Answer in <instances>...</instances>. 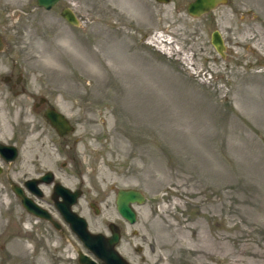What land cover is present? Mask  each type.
<instances>
[{
    "label": "rangeland",
    "instance_id": "1",
    "mask_svg": "<svg viewBox=\"0 0 264 264\" xmlns=\"http://www.w3.org/2000/svg\"><path fill=\"white\" fill-rule=\"evenodd\" d=\"M191 1L60 0L48 10L0 0V142L19 150L0 172V264H77L10 184L48 170L81 185L74 208L92 231L121 223L132 264H264V0L201 17ZM65 6L80 25L60 15ZM41 96L75 126L68 142L35 106ZM118 188L147 196L134 225L116 208Z\"/></svg>",
    "mask_w": 264,
    "mask_h": 264
},
{
    "label": "water",
    "instance_id": "2",
    "mask_svg": "<svg viewBox=\"0 0 264 264\" xmlns=\"http://www.w3.org/2000/svg\"><path fill=\"white\" fill-rule=\"evenodd\" d=\"M38 5L46 9L53 8L60 0H37ZM160 2H170L172 0H158ZM228 0H193L187 5V11L194 17H201L205 14L215 10L219 5L227 3ZM61 15L71 24L80 25V20L69 6H65L61 10ZM212 44L217 51L222 55H226V44L222 33L219 30L213 32L211 37ZM5 49V43L0 34V52ZM8 80V78H6ZM45 117L49 120L50 124L56 129V131L63 137L74 131L75 127L71 121L60 111L54 107H48L45 111ZM0 152L4 155L6 160L12 161L17 155V148L13 145H5L0 143ZM1 172V170H0ZM54 180L53 172L49 171L40 178H33L26 181V186L35 193L42 195L43 192L39 186V183H52ZM56 190H65L68 194H71V198L65 202L57 203V206L61 210L62 214L67 220L72 223L73 230L83 239L85 245L92 250L98 257H100L107 264H129L115 249V245L119 241L120 234L114 229V225H111L113 236L112 238H106L103 234L92 233L88 230V223L84 217L79 216L73 211L72 206L75 204L78 193H73L71 190L61 183H56ZM13 189L18 196L22 198L24 207L35 215L43 218L52 219L49 211L41 207L32 198L25 195L21 186L14 184ZM147 200L145 194L135 188H119L116 194L117 209L120 214L126 218L129 222L135 223L137 221V211L134 204H142ZM95 208V212H99V208L92 203ZM79 261L81 264H98L95 260L89 257L85 253H80Z\"/></svg>",
    "mask_w": 264,
    "mask_h": 264
},
{
    "label": "flooded vegetation",
    "instance_id": "3",
    "mask_svg": "<svg viewBox=\"0 0 264 264\" xmlns=\"http://www.w3.org/2000/svg\"><path fill=\"white\" fill-rule=\"evenodd\" d=\"M9 80H12L11 76H9ZM21 80H22L21 77L17 78V81H18L19 84H20ZM15 86H17V83L13 84V87H15ZM21 89L25 90L24 86H21ZM35 104H36V107H44V105H46L44 109H46L47 107H53V105L50 104L49 100L46 97H44V96H41L39 98V100ZM58 136L61 137L60 143H61V141L68 142V139H69L68 135L66 137H62L61 135L58 134ZM59 150H63V148L60 146ZM18 156H19V150H18ZM17 157L15 158V160L17 159ZM15 160H13V161H15ZM13 161H7L5 159V157L0 154V169L3 171L5 169V167L8 164L12 163ZM67 167H68L67 163L63 162L62 163V168L67 169ZM54 176H55V174H54ZM34 177H31V178H34ZM28 179H30V178H28ZM26 180H24L21 183V185L23 187V192L26 195H28L29 197L33 198L37 203H39L41 206L45 207L51 213L52 219L41 218V217H38V216H36L34 214H31V215L35 216V218L38 219V220H41V221H43L45 223H48L50 225V227L53 229L52 232L54 233V236L52 235L53 236L52 239L55 242V251L57 252V254L58 253H62V251L66 250L67 247L70 246L71 248H73L77 252V256H76L77 264H81L80 261H79V252L80 251L85 252L86 254H88L89 256L94 258L99 264H107L105 261H103L100 258H98L95 254H93L91 251H89L86 248V246L84 244V241L74 232L73 227H72V223L65 218V216L62 214V212L60 211L59 207L57 206V203L65 202V201H67L68 199L71 198V196H70L71 194H68L67 191H65V190L61 191V190H58V189L56 190V188H55L56 183L57 182H61V181L57 180L56 177H55L54 183L48 184V186H49V188L47 189L48 194H46L45 191H43V194L41 196H39V194L31 192L27 187L24 186ZM13 183H14V181L10 182L11 187L13 186ZM61 183L64 186L68 187L72 192H76V193H78V195H80L77 198V203L75 204V206L78 205L79 201L81 200V198L85 194V191L83 190L81 185H78V186H75V187H71V186H67L63 182H61ZM41 202H43V203H41ZM91 202H95L97 204L96 201H91ZM44 203L52 204L53 210L47 208L44 205ZM79 214L81 216H83L81 213H79ZM123 220L126 223L128 222L124 218H123ZM87 222H88V227H89L90 224H89V220L88 219H87ZM113 223H115V224H113ZM112 224L114 225L113 226L114 229L117 232H119V234H120L119 241L117 242V245H116V248L119 250V246L122 243V239H123L124 232H125V229L121 226L120 222H118V221L105 222L106 228L104 230H99L97 232H102L105 235L106 238H112V236H113L112 228H111ZM89 229H90V227H89ZM134 234H136L135 230H134ZM136 250L138 252H140L141 248L136 246ZM62 259L65 260L62 256H60V255L57 256V260L58 261H62Z\"/></svg>",
    "mask_w": 264,
    "mask_h": 264
},
{
    "label": "bare ground",
    "instance_id": "4",
    "mask_svg": "<svg viewBox=\"0 0 264 264\" xmlns=\"http://www.w3.org/2000/svg\"><path fill=\"white\" fill-rule=\"evenodd\" d=\"M161 35H159V38L156 39V41L158 43H160V48H162L163 50H166L167 51V48H166V45L163 44V43H167V44H171L172 41H169L168 39H165L164 37H160ZM14 245H16L18 247L19 250H21L22 252H24L26 250V246H25V243L22 239H16L13 241Z\"/></svg>",
    "mask_w": 264,
    "mask_h": 264
}]
</instances>
